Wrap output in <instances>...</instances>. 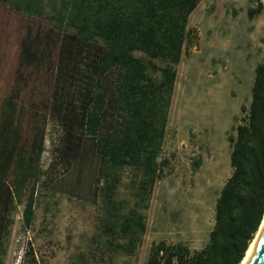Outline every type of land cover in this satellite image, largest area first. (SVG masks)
<instances>
[{
  "label": "trees",
  "instance_id": "1",
  "mask_svg": "<svg viewBox=\"0 0 264 264\" xmlns=\"http://www.w3.org/2000/svg\"><path fill=\"white\" fill-rule=\"evenodd\" d=\"M201 1L0 0V264L18 214L19 264L49 263L37 241L51 229L34 223L56 194L95 208L69 264L137 260L154 187L170 172L176 66L198 44L188 20ZM262 8L261 0L248 6V19ZM240 110L207 242L191 250L155 241L144 264L241 263L264 215V60ZM48 124L57 134L45 165ZM200 165L194 159L192 171Z\"/></svg>",
  "mask_w": 264,
  "mask_h": 264
},
{
  "label": "rangeland",
  "instance_id": "2",
  "mask_svg": "<svg viewBox=\"0 0 264 264\" xmlns=\"http://www.w3.org/2000/svg\"><path fill=\"white\" fill-rule=\"evenodd\" d=\"M252 20L246 9L256 0H202L190 14L188 26L198 31V44L185 50L176 66L164 152L170 172L154 187L146 211L147 229L137 260L144 264L151 244L158 240L183 242L191 250L202 248L214 222L216 197L231 174L226 140L248 105L254 67L264 60V0ZM57 134L47 125L49 162L51 142ZM200 158L196 172L191 169ZM36 210L34 227L51 229L38 241L48 264H69L70 256L85 246L93 227L95 208L56 194ZM47 206V208H46ZM6 264H19L24 236L20 214L15 217ZM51 220V223H49ZM27 235H31L28 233Z\"/></svg>",
  "mask_w": 264,
  "mask_h": 264
},
{
  "label": "water",
  "instance_id": "3",
  "mask_svg": "<svg viewBox=\"0 0 264 264\" xmlns=\"http://www.w3.org/2000/svg\"><path fill=\"white\" fill-rule=\"evenodd\" d=\"M247 264H264V230L261 232Z\"/></svg>",
  "mask_w": 264,
  "mask_h": 264
},
{
  "label": "bare ground",
  "instance_id": "4",
  "mask_svg": "<svg viewBox=\"0 0 264 264\" xmlns=\"http://www.w3.org/2000/svg\"><path fill=\"white\" fill-rule=\"evenodd\" d=\"M264 230V215H263V218H262V221H261V224H260V226H259V229H258V231H257V233H256V235H255V237H254V239L251 241V243L249 244V247H248V249H247V251H246V253H245V256H244V258L242 259V261H241V263L240 264H247L248 262H249V260H250V257H251V255H252V253H253V250H254V248H255V245H256V243H257V241H258V238H259V236H260V234H261V232Z\"/></svg>",
  "mask_w": 264,
  "mask_h": 264
}]
</instances>
